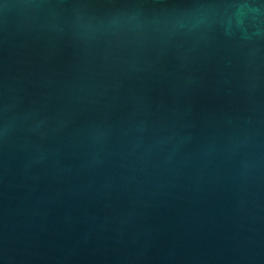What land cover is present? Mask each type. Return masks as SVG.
<instances>
[{"label": "water", "instance_id": "water-1", "mask_svg": "<svg viewBox=\"0 0 264 264\" xmlns=\"http://www.w3.org/2000/svg\"><path fill=\"white\" fill-rule=\"evenodd\" d=\"M0 264H264V0H0Z\"/></svg>", "mask_w": 264, "mask_h": 264}]
</instances>
